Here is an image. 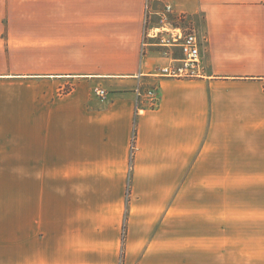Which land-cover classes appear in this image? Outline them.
Masks as SVG:
<instances>
[{"label":"crops","instance_id":"obj_1","mask_svg":"<svg viewBox=\"0 0 264 264\" xmlns=\"http://www.w3.org/2000/svg\"><path fill=\"white\" fill-rule=\"evenodd\" d=\"M168 4L166 23L183 16L207 37L201 76L158 75L169 58L143 46ZM150 13L146 0H0V86H71L42 107L57 135L39 157L32 136L20 158L9 151L0 106V188L24 175L32 190L35 160L72 195L0 240V264H246L224 252L225 191L264 176V0H151ZM134 83L156 87L159 105Z\"/></svg>","mask_w":264,"mask_h":264},{"label":"rangeland","instance_id":"obj_2","mask_svg":"<svg viewBox=\"0 0 264 264\" xmlns=\"http://www.w3.org/2000/svg\"><path fill=\"white\" fill-rule=\"evenodd\" d=\"M189 24L196 27L192 22L184 20V25ZM200 33L202 34L201 31ZM61 87L62 84L39 78L33 80L27 78L10 86H0L1 136L10 139L9 151L17 158L21 155L20 143H24L26 137H33L34 157H39L40 150L36 145L44 136L53 138L57 135L50 123L49 125L46 123L45 127L42 125L41 110L44 106L55 104V100H59L63 93L71 90L69 84H66L64 89ZM128 87L134 91L137 87L145 91L152 86L134 83L128 84ZM28 115L32 118L29 128V123L27 125L25 123V118L27 120L29 118ZM14 148L16 151H12ZM49 155L50 158L53 157L51 151ZM35 163L37 162L34 160L33 177L27 178V181L32 182V190L30 187L28 190L24 175L1 178L0 240L2 244L7 243L13 228L21 230L26 220L31 217L39 218L42 207L43 213L51 217L55 215V209L51 207H55L58 201L68 202L72 199L70 193H58L55 177L45 176L46 174L41 176ZM41 202H44L43 206ZM224 212V252H242V263L264 264V176L234 178L233 185H226ZM124 228L126 231V225Z\"/></svg>","mask_w":264,"mask_h":264},{"label":"built area","instance_id":"obj_3","mask_svg":"<svg viewBox=\"0 0 264 264\" xmlns=\"http://www.w3.org/2000/svg\"><path fill=\"white\" fill-rule=\"evenodd\" d=\"M151 0H146L147 24L153 19L150 16ZM173 11L172 5H165V9L160 15L161 24H153L151 28H146L143 38V46L153 45L164 49V53L169 58L168 62L156 71L158 75L181 78V77H198L204 73V44L207 37L192 24L184 25L185 17H180V21L175 25L166 23L168 15ZM170 26V27H167ZM175 49L181 51L182 56H174ZM96 94L100 98H107L108 91L98 86L95 88ZM137 97H145L151 107L159 105L158 89L151 87L142 91L139 87L135 89ZM137 136L134 132L132 139V155L137 147Z\"/></svg>","mask_w":264,"mask_h":264},{"label":"trees","instance_id":"obj_4","mask_svg":"<svg viewBox=\"0 0 264 264\" xmlns=\"http://www.w3.org/2000/svg\"><path fill=\"white\" fill-rule=\"evenodd\" d=\"M135 134H137V129H135Z\"/></svg>","mask_w":264,"mask_h":264}]
</instances>
